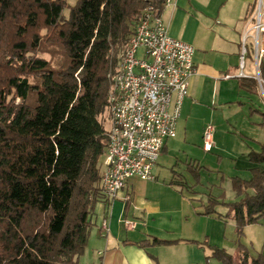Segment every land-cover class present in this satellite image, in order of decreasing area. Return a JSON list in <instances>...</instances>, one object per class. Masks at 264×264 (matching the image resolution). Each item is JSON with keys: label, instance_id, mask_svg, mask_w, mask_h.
Listing matches in <instances>:
<instances>
[{"label": "trees", "instance_id": "16d2710c", "mask_svg": "<svg viewBox=\"0 0 264 264\" xmlns=\"http://www.w3.org/2000/svg\"><path fill=\"white\" fill-rule=\"evenodd\" d=\"M164 2L0 0V264H78L90 215L104 201L107 74L142 10L152 6L160 15ZM238 85L253 92L256 81ZM256 111L264 127V111ZM248 157L263 163L264 141ZM231 186L237 198L209 196L204 214L218 204L231 208L239 264H264L262 253L249 262L239 241L247 224L264 218V169L233 176ZM210 248L221 264H233L224 248Z\"/></svg>", "mask_w": 264, "mask_h": 264}, {"label": "crops", "instance_id": "0c3cea01", "mask_svg": "<svg viewBox=\"0 0 264 264\" xmlns=\"http://www.w3.org/2000/svg\"><path fill=\"white\" fill-rule=\"evenodd\" d=\"M256 3L257 0H170L163 7L161 18L167 23L168 34L195 49L196 73L189 79L187 95L180 107L179 118L183 115L185 120L179 128L184 125V134L188 125L186 119L195 112L208 110L211 105L217 104L223 112H230L234 106V110L245 108L241 97H245L246 91L239 87L237 74L242 35L254 24ZM262 40L264 42V33ZM249 108L258 113L254 107ZM226 119L228 124L222 122L215 128L219 140L214 136V144L218 147H227L221 139L227 138L228 125L232 124ZM251 119L250 116L248 122ZM261 121H251L258 126L256 136L251 131L249 134L239 132L241 141L233 144L230 151L222 150L232 157L237 169H264V162L253 163L248 157V152L259 151L264 141ZM169 140H165L160 154L166 151ZM131 178L111 202L110 209L109 202L101 200L106 205L103 218L109 221V232L101 234L100 227L92 223L85 247L87 252L84 250L82 262L78 257V264H221L211 256L210 246L228 250L222 235L233 230L237 243L231 208L218 204L215 213L204 214V205L211 195L204 196L193 188L172 186L174 176L173 184L171 181L160 183L158 175L154 181L133 179L129 182ZM236 198L235 195L233 200H223L232 202ZM124 220L133 221L135 227L127 229ZM250 225L244 227L245 231ZM154 238L172 242L157 243L153 242ZM143 242L145 245L140 244ZM236 243L232 248L237 252Z\"/></svg>", "mask_w": 264, "mask_h": 264}, {"label": "built area", "instance_id": "2783aa9c", "mask_svg": "<svg viewBox=\"0 0 264 264\" xmlns=\"http://www.w3.org/2000/svg\"><path fill=\"white\" fill-rule=\"evenodd\" d=\"M170 0H165L164 6ZM260 7L256 22L246 29L241 39L239 78H253L263 90L262 72L264 23ZM252 31V32H251ZM254 50L256 73L244 72L247 42ZM194 47L168 34L161 14L152 6L144 8L134 21L126 46L120 52L115 68L107 74V144L101 157L100 188L104 202L117 198L127 180L155 179V166L165 140L176 134V122L189 79L195 75ZM215 126L206 124L202 131L203 149L214 146ZM127 229L135 223L124 220ZM101 234L109 232L104 217Z\"/></svg>", "mask_w": 264, "mask_h": 264}, {"label": "rangeland", "instance_id": "374dc122", "mask_svg": "<svg viewBox=\"0 0 264 264\" xmlns=\"http://www.w3.org/2000/svg\"><path fill=\"white\" fill-rule=\"evenodd\" d=\"M65 1L67 2V4L73 5L76 0ZM258 7H260V10L262 12L261 21L264 23V0H262V2H259V0H257L254 9V19L252 22H256V12L258 10ZM64 13L67 14V10H65ZM246 47L247 53L244 56V71L249 75H253L256 73L253 53L254 50L249 41L247 42ZM262 55V71L264 73V48L262 49ZM117 57H119V55ZM241 100H244L245 108L243 110H234L236 107L234 106V109H232L230 112H223V110L217 108L218 106L216 104L214 106H209L210 108H208V110L195 112L194 115L186 119V122L188 123V125H186V134L183 133L184 125L179 128V125L183 124V120H185L183 115L180 116L177 122L176 136L170 138V140L167 141L166 151L162 152L159 155L158 164H156V166L154 167L153 173H155V175H158L157 180L160 183H168L174 176V184L172 186H177L179 188L184 187L185 190H190L193 188L199 191L204 196L211 195L213 197L222 198L226 201L233 200L235 197V192L233 191L231 186V178L233 176L248 178L250 177V170L237 169V166L234 164L233 159H231L232 157H229V155H227V152H223L222 150L225 148V150L230 151L232 150L231 146L233 144H237L238 141H241L239 132L249 134L248 132L251 131V134H254V136H256L258 126L256 125V123H253L251 121H254L255 119L262 120V116L260 115V113L251 111L249 107L252 106L255 109L264 111V85L263 90H261L257 87L256 83L255 91H246L245 97H241ZM181 114H183L182 110ZM225 116H227L228 119H226ZM250 116L252 117V119L250 122H248V118ZM106 118L107 115L105 114L104 119ZM225 119L229 120L232 126H234L232 127L231 125H228L229 128L227 129L229 130V133L227 135V138L222 137L221 139L222 142H225V145H227V147H225L224 145H219L220 147H218L214 144L211 151H205L203 149L202 140L203 128L208 123L213 124L215 128L222 122L228 124ZM104 125L105 128L108 129L109 120L106 119ZM216 132L217 133H215L214 136L217 140V129ZM262 132L264 133V128ZM251 143H253V141ZM193 166H198V169L196 170ZM191 167L195 169L194 171L197 174L196 177L195 174L190 171ZM133 179L139 178H131L129 182L133 181ZM154 180L155 179H153L152 181ZM105 208L106 205L103 202L97 201L95 203L93 212L90 215L93 226L97 225L98 227H100L103 218V211L105 210ZM108 208H111V204L108 205ZM234 237V230L233 232L227 231V233L222 235V238L226 240L225 244L230 251L226 250V248L224 247L225 250L233 256V264H239V253L238 251H235L234 247L232 248V246H234L236 243L234 241ZM239 241L247 249L249 262L251 261V258L257 256L258 253H262L264 255V218H262L259 222L250 225V227L247 228L246 231L244 228L243 234L240 237ZM87 248L89 247L87 246ZM84 250L85 252H87V249L84 248ZM83 253L79 256L80 262L83 261L80 260L81 257H84Z\"/></svg>", "mask_w": 264, "mask_h": 264}]
</instances>
